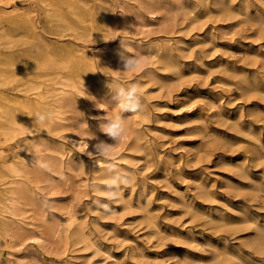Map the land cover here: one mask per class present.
<instances>
[{
    "label": "rangeland",
    "instance_id": "obj_1",
    "mask_svg": "<svg viewBox=\"0 0 264 264\" xmlns=\"http://www.w3.org/2000/svg\"><path fill=\"white\" fill-rule=\"evenodd\" d=\"M164 1L170 11L145 14L148 25L128 34L126 56L145 62L121 82L140 87L146 110L122 114L126 138L103 160L113 170H98L94 158L61 138L71 129L32 127L25 135L49 133L63 143L62 172L48 165L33 184L47 217L71 224L59 237L38 225L17 246H0L4 264H264V0ZM30 9L38 22L42 5ZM97 68L109 83L113 74ZM26 73L15 83L36 79ZM102 90L103 97L83 100L82 115L96 144H114L99 129L106 115L100 102L109 115L116 104ZM40 100L52 107L50 96ZM21 138L0 144V207L13 178L3 162L21 160ZM37 153L45 158L48 149ZM75 154L81 164L67 165Z\"/></svg>",
    "mask_w": 264,
    "mask_h": 264
},
{
    "label": "bare ground",
    "instance_id": "obj_2",
    "mask_svg": "<svg viewBox=\"0 0 264 264\" xmlns=\"http://www.w3.org/2000/svg\"><path fill=\"white\" fill-rule=\"evenodd\" d=\"M19 1L0 0V97L3 99L0 103V134L4 135L0 138V144H9L24 136L19 140L17 150L26 147L34 158L47 166L54 165L62 172V142L51 139L49 133L25 136L32 132V116L40 111L53 112L55 118L47 130L49 127L61 131L71 129V132L60 133L61 138L74 142L80 150V140L90 139L87 140V151H94L98 135L93 128L81 127V122L85 121H81V117L83 100L88 101L92 96L103 97L102 89L108 84L99 75L97 65L113 74L114 67L124 64L123 57L130 52L132 41L128 34L133 32L132 26L141 23L148 25L145 14L153 19L160 16L162 11L168 12L172 8L164 0H22L21 4ZM32 4L42 5L43 14L38 16V22L31 15ZM102 37L105 40L116 39L106 42ZM170 45L163 44L164 51H169ZM84 46L89 47L88 53ZM79 63L85 68H81ZM25 73L36 79L27 78L15 83ZM125 73L121 75L123 78L128 75ZM46 80L53 84L46 85ZM7 91H14L17 95L11 97ZM19 93L25 96L24 99ZM86 94V98L82 97ZM45 95L50 96L52 107L41 105L40 98ZM114 110L117 111L116 104ZM40 147L48 149L45 158L37 153ZM22 151L21 160L3 162L13 178L7 180L8 203L0 207V246H17L35 234L38 225L48 234L59 237L62 232L68 231L71 224L69 218L64 221L51 220L37 205L33 182L43 168L34 166L31 163L32 154L27 150ZM73 162L81 164L82 156L75 154L66 159L67 165ZM95 162L98 170H108L107 162ZM28 204L33 207H28ZM35 217H39V224H36ZM2 255L0 264H4Z\"/></svg>",
    "mask_w": 264,
    "mask_h": 264
},
{
    "label": "clouds",
    "instance_id": "obj_3",
    "mask_svg": "<svg viewBox=\"0 0 264 264\" xmlns=\"http://www.w3.org/2000/svg\"><path fill=\"white\" fill-rule=\"evenodd\" d=\"M127 31V30H124ZM103 38V37H102ZM116 39V38H115ZM115 39L105 40L104 41H111ZM121 44L125 47V43L121 40ZM145 62L143 57H123L124 63V71H116L113 72V78L110 79V82L106 85L109 89V92L112 93V99L116 102V106L118 108L117 111L113 112L111 115L105 110V103L100 102V106L97 107L98 109L104 110L106 115L100 117L101 123L99 125V129L102 133L106 134L109 138L115 141L114 144H109L104 141H100L94 146V153L88 152L87 149L89 147L87 140H80L81 145V152L87 154L90 158H94L97 161L106 160L113 158L115 152L118 151L116 145L123 139L126 138L128 127L127 122L128 118H123L122 114L125 112L132 113L133 116L141 115L146 110V104L143 100L142 92L140 87L135 83H122L121 82V75L125 72H135L138 71L139 68ZM88 96L87 94L85 97ZM34 123L33 127L39 129L41 132L42 130L47 131L48 125H50L54 120V113L51 111H40L37 112L34 116ZM84 120V114L81 117V121ZM87 126L88 124L86 121L81 122V127ZM91 139H93V135L90 133ZM22 150H29L24 147ZM30 153V152H29ZM32 154V153H30ZM33 156V154H32ZM34 166H38L41 168L46 167L47 165L44 164L40 159H36L33 156L32 162ZM116 166L114 164L108 165V170L111 171ZM116 182L115 177H110L107 180V184L112 185ZM107 208V205H105Z\"/></svg>",
    "mask_w": 264,
    "mask_h": 264
}]
</instances>
